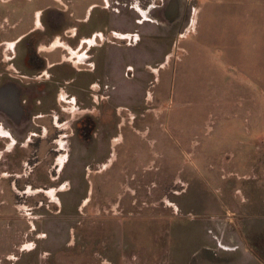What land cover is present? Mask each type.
Segmentation results:
<instances>
[{"label": "rangeland", "instance_id": "obj_1", "mask_svg": "<svg viewBox=\"0 0 264 264\" xmlns=\"http://www.w3.org/2000/svg\"><path fill=\"white\" fill-rule=\"evenodd\" d=\"M5 1L0 43L42 25L13 63L0 47V86L26 100L20 123L0 111V264H264V0H181L129 39L102 0ZM93 30V72L43 51Z\"/></svg>", "mask_w": 264, "mask_h": 264}, {"label": "flooded vegetation", "instance_id": "obj_2", "mask_svg": "<svg viewBox=\"0 0 264 264\" xmlns=\"http://www.w3.org/2000/svg\"><path fill=\"white\" fill-rule=\"evenodd\" d=\"M4 2V0H1ZM8 0H6L5 2H7ZM156 1V8L153 9V11L147 12V14L149 15L148 17L153 18L155 21L154 23L157 26H161V27H169L174 25L175 23L180 22L182 15L180 13L181 11V5L182 2L185 0H155ZM152 0H116L115 4H116V15H122L125 14L126 16H129L130 20L127 21V28H119L118 26H116V29L121 30L123 32H129V33H136L138 34V38H141L142 36V31H138L137 27L138 24L136 22L137 18H140L142 15L140 13H138L134 8L133 5L134 3H138L139 6L142 9H145L146 6L151 3ZM91 7V6H89ZM88 5L86 6V8L84 9V13L82 15V19L81 21L84 23H87L92 15V9L93 8H89ZM37 15L38 19L37 21H35V16ZM41 16H42V12L40 13H33V20H32V28H30L28 31H26L25 33H21L19 34L13 41H8L6 42V44H2L0 43V47H2V49L4 51H8L7 55L5 59H2L1 62L3 64H8V63H13V60L17 58V45L23 41V39H25V37H27L28 35L32 34L33 32H35L36 30L39 29V26L37 25H42L41 23ZM2 18V17H1ZM3 25L1 24L0 29H2L5 26L10 27V23H8V20L5 18L2 19ZM129 22V23H128ZM19 24V22L15 23L14 25H11V27L9 29H14L17 27V25ZM126 26V25H125ZM114 35L113 38L116 39V31H114ZM68 34V35H67ZM67 36H69L70 38L73 37H78V33H77V29H74L73 32H70V30L67 32ZM89 34V35H88ZM82 35L81 36V42H80V47L78 48V50L80 51V53H76L73 52L72 49L70 48V46L68 44H66L65 42L61 41L60 39H56L53 41V44L51 43L48 47L44 46L43 51L49 52V51H53L55 48H60L61 50H65L67 52V54L69 53L70 57H75V59L78 60L77 63H84L86 65V68L84 70H79L78 71H90L93 72L96 69V62L90 61L91 57L94 56V54H91V56L89 55V51L91 50L92 47H101V45L103 44V41L105 40V37L103 38L102 36V32L99 34L98 30H93L90 33ZM112 34V33H111ZM90 37H92V39H90ZM79 40V39H78ZM181 40V38L177 39V42ZM100 41V43H99ZM176 48V46H174ZM35 51V50H34ZM30 51H27L26 54L22 57V61L25 62L27 61L28 57L34 56L33 55H29ZM28 53V54H27ZM64 59H66V55L63 56ZM35 60L39 61V65L42 64V62L39 59ZM72 60V58L70 59ZM69 60V61H70ZM81 60V61H80ZM74 61V60H73ZM12 65V64H11ZM15 69L14 67H11V70ZM15 71V70H13ZM85 73V72H84ZM38 77V76H37ZM22 78H25V76H23ZM40 79V77L36 78ZM12 84H3L0 86V111L4 112L5 114L8 113H13L15 111L20 112L22 114V116H24L26 114V107L24 106V104L26 103L25 99L21 98V92L18 89L17 91H14ZM65 95V92H63L61 94V98L63 99ZM64 102H66L65 98L63 99ZM37 105L39 103H36ZM48 115H39L37 117H44V116H49ZM52 116V115H50ZM56 126V125H55ZM66 123L62 126L60 125V129H65ZM0 135H9L11 137L8 138V140H10V142H12V146L14 144V137L13 135L10 134V132L6 131L2 126L0 127ZM64 137L60 138L58 140V143H60L61 141L64 143L63 140ZM29 141V140H28ZM8 142V143H10ZM7 149L8 148V144H7ZM1 154V153H0Z\"/></svg>", "mask_w": 264, "mask_h": 264}, {"label": "crops", "instance_id": "obj_3", "mask_svg": "<svg viewBox=\"0 0 264 264\" xmlns=\"http://www.w3.org/2000/svg\"><path fill=\"white\" fill-rule=\"evenodd\" d=\"M103 1H104V4L106 5L105 7H112V10H113V12H116V4L115 3H113V6H111V4H110V0H102V3H103ZM185 1H188L187 3H190L192 0H185ZM89 6H91L90 8H93V9H95V8H97V7H99L100 5L98 4V3H91V4H89L88 5V7ZM103 8H104V6H103ZM133 8L138 12V13H140L142 16L140 17V18H137L136 19V22H137V24H138V26H140L141 27V29H143L144 30V32H143V30H142V33H145V31L147 32H149V31H151V29H150V27L152 26H157L155 23H154V19L153 18H150V17H148L149 15L147 14V12H150V11H153V9H155L156 8V1L155 0H152V2L151 3H149L147 6H146V8L145 9H142L140 6H139V4L138 3H134V5H133ZM92 9V10H93ZM199 12H200V8L199 9H194V11H193V15L191 16V18H190V21L189 22H193L194 21V23H193V25H191L190 24V26H189V28H187L186 29V31L184 32V33H187L188 31H189V29L192 27V26H194V28L196 27L195 25H196V22H197V20H198V15H199ZM130 20V18H129V16H126L125 14H122V15H116V21L118 22V24H116V26H118L119 28H125L126 26H127V21H129ZM126 25V26H125ZM146 26V27H144V28H142L143 26ZM158 27V26H157ZM184 30V29H183ZM114 31L112 32V34L114 35ZM183 33V34H184ZM179 35H182L181 34V32L180 33H178L176 36H179ZM116 37H118V38H131V37H135V38H138V34H136L135 32L134 33H129V32H123V31H121V30H116ZM182 37H184V35L182 36ZM182 37H180L181 39H182ZM242 38V37H241ZM243 41V40H242ZM48 65H47V68L49 69V68H51V69H60L61 67H59V65H57L58 64V62L57 63H55V62H53V61H50V60H48V63H47ZM17 66V65H16ZM21 66H22V64H21ZM65 78V77H64ZM71 78V77H70ZM69 78V79H70ZM12 86H13V90L14 91H17L18 90V87L17 86H15V85H13L12 84ZM39 113H41V112H39ZM6 115V117L7 118H9V119H13V121L14 120H16V124L17 123H20L21 122V120L23 119V116H22V114L20 113V112H17V111H15V112H13L12 114L11 113H8V114H5ZM35 117H37V116H35ZM45 117V116H44ZM1 127V126H0ZM7 131V130H6ZM8 132H10V131H8ZM10 134L12 135V133L10 132ZM9 135H3V136H1L0 135V137H2V138H6V139H8L9 137H8ZM14 137V136H13ZM10 139H11V137H10ZM12 147V142H10V143H8V148H11Z\"/></svg>", "mask_w": 264, "mask_h": 264}]
</instances>
